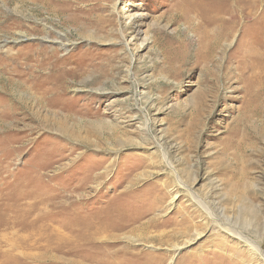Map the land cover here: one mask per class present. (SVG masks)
I'll return each mask as SVG.
<instances>
[{"label":"rangeland","instance_id":"rangeland-1","mask_svg":"<svg viewBox=\"0 0 264 264\" xmlns=\"http://www.w3.org/2000/svg\"><path fill=\"white\" fill-rule=\"evenodd\" d=\"M239 3L215 48L212 0H0V264H264V0Z\"/></svg>","mask_w":264,"mask_h":264},{"label":"bare ground","instance_id":"bare-ground-1","mask_svg":"<svg viewBox=\"0 0 264 264\" xmlns=\"http://www.w3.org/2000/svg\"><path fill=\"white\" fill-rule=\"evenodd\" d=\"M214 2H219L221 5H218L219 7H216V9L214 10L215 11V20L217 23H221V25L223 24L225 26V29L224 31L221 33V34H218L219 36L217 37V40H216V44H215V48L217 47H220L221 45V41L223 40H227L228 38H230L232 32H233V27L236 23V19L239 15L240 12H242V6H240V0H212ZM250 2L252 3L250 5V8L249 10L251 9L253 11L254 9V0H250ZM173 10V9H172ZM175 11V10H173ZM249 13V12H248ZM225 14L229 15L228 17L229 18H223V15L225 16ZM190 15V14H189ZM256 16V15H255ZM240 17V16H239ZM251 17V16H250ZM252 18V17H251ZM243 19V18H242ZM215 20H210L208 19V17H206L205 19L202 20V22L204 23L203 26H200L198 25V28H196V33L199 34V40L201 37H203V35L205 34L206 35V27L210 24H212L213 21ZM229 23L231 26H229ZM264 26H262V29H263ZM261 29V30H262ZM264 34V33H263ZM62 35V34H61ZM215 38V37H214ZM206 39V38H205ZM215 42V41H214ZM214 48V47H213ZM212 48V49H213ZM221 48V47H220ZM212 51V50H211ZM264 67V65H263ZM191 196L196 200L198 201V199L195 197V195L193 193L190 192V190H187ZM199 204L202 205V207L205 209V206L199 201L198 202ZM210 216V215H209ZM227 229V228H225ZM228 230V229H227ZM229 231V230H228ZM244 238V237H243ZM245 239V238H244ZM247 241V243L250 245V246H253L255 245L254 242L250 241L249 239H245ZM247 244V245H248ZM255 248L256 250H258V246L255 245Z\"/></svg>","mask_w":264,"mask_h":264}]
</instances>
